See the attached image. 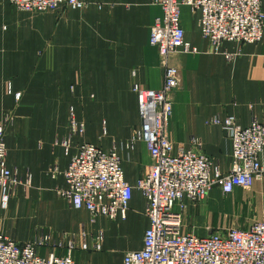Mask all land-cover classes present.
Returning a JSON list of instances; mask_svg holds the SVG:
<instances>
[{
    "label": "crops",
    "instance_id": "0c3cea01",
    "mask_svg": "<svg viewBox=\"0 0 264 264\" xmlns=\"http://www.w3.org/2000/svg\"><path fill=\"white\" fill-rule=\"evenodd\" d=\"M83 1L88 4L83 8L61 4L33 12L0 0L4 162L22 180L6 206L0 186V234L26 242L50 233L48 242L36 247L45 258L71 254L77 264H123L126 252L143 247L150 226L147 199L137 184L151 158L138 137L142 119L134 87L163 86L160 54L150 43L151 27L163 10L155 0ZM200 16L189 5L181 8L189 47L170 55L180 85L168 132L176 148L195 149L200 141L215 175L230 170L233 143L214 118L234 116L243 127L253 120L264 123V38L224 42L216 50L200 32ZM73 119L84 124L83 134L72 135ZM84 142L120 155L125 179L134 186L126 219L93 216L60 192L68 188L64 172ZM262 220L264 176L249 188L224 193L215 187L199 202L186 201L183 230L205 236Z\"/></svg>",
    "mask_w": 264,
    "mask_h": 264
},
{
    "label": "built area",
    "instance_id": "2783aa9c",
    "mask_svg": "<svg viewBox=\"0 0 264 264\" xmlns=\"http://www.w3.org/2000/svg\"><path fill=\"white\" fill-rule=\"evenodd\" d=\"M25 11H47L67 4L83 8V0H7ZM163 15L151 27L150 43L160 54L164 83L160 89L134 87L139 94L142 125L139 139L146 142L150 163L137 188L147 199L150 226L140 250L126 252L123 264H264V220L247 229L236 227L213 231L205 236L183 230L186 201L199 202L215 187L231 193L236 187L249 188L264 176V123L253 120L249 126L237 124L234 116L224 121L214 118L227 131L233 143V163L227 173H212V159L202 150L176 148L168 132L174 94L180 85V70L170 63V55L188 50L181 8L200 10V32L218 50L224 42L258 43L264 38L263 0H155ZM85 126L72 120V135L83 134ZM6 128L0 125V186L6 206L11 191L22 183L5 166ZM70 140L62 142L69 146ZM57 168H54V173ZM68 188L60 190L78 209L110 220L126 219L134 186L125 179L120 155L104 152L92 143L78 144L64 172ZM50 233L26 242L0 234V264H77L71 254L41 256L37 246L48 242ZM101 234L95 236L100 247ZM73 247V244L71 245Z\"/></svg>",
    "mask_w": 264,
    "mask_h": 264
},
{
    "label": "rangeland",
    "instance_id": "374dc122",
    "mask_svg": "<svg viewBox=\"0 0 264 264\" xmlns=\"http://www.w3.org/2000/svg\"><path fill=\"white\" fill-rule=\"evenodd\" d=\"M256 180H257V179H256ZM217 215H218L217 213L213 214V216H215V217H216Z\"/></svg>",
    "mask_w": 264,
    "mask_h": 264
}]
</instances>
